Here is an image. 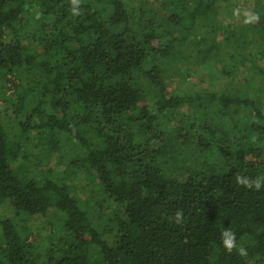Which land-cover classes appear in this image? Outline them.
Returning <instances> with one entry per match:
<instances>
[{
	"label": "trees",
	"instance_id": "trees-1",
	"mask_svg": "<svg viewBox=\"0 0 264 264\" xmlns=\"http://www.w3.org/2000/svg\"><path fill=\"white\" fill-rule=\"evenodd\" d=\"M79 10L0 0V264H264V0Z\"/></svg>",
	"mask_w": 264,
	"mask_h": 264
},
{
	"label": "rangeland",
	"instance_id": "rangeland-1",
	"mask_svg": "<svg viewBox=\"0 0 264 264\" xmlns=\"http://www.w3.org/2000/svg\"><path fill=\"white\" fill-rule=\"evenodd\" d=\"M242 20H240L241 22ZM180 77V73L176 70V73L173 74V82H178V78ZM40 87V85H35L34 86V90H38ZM48 95V93L46 94ZM45 98L47 96H44ZM10 111V110H9ZM56 139L54 137H52V140H51V143L50 142H47L46 140V144L48 146V151L50 152L49 154L52 156V161L50 162L51 166H53V170L55 172H61L63 173L64 170L66 168H69L70 171H78L82 173H86L87 172V163L83 165L82 169L79 170V167L76 166V160H84L85 158V155L83 153V151H75L74 149H71L69 146H65L64 144H59V143H56L55 141ZM33 143L32 145L28 146V148L31 150L34 145H35V141H36V138L33 139ZM34 172L36 173L37 170L35 169ZM42 173V178H44V172H41ZM41 176V175H40ZM47 176V175H46ZM71 180V178H70ZM83 178L80 180H77L78 181V184L81 185L83 183ZM72 182H75V181H72ZM111 222V221H110ZM109 222V223H110ZM20 225V222L18 223ZM18 227V230H19V234L21 236L24 235V232H23V227L21 226H17ZM35 227L39 228L41 227V225H35ZM23 228V229H22ZM107 228H109V226L107 225ZM101 233H103V229L101 228ZM25 231V230H24ZM44 233V231H42ZM84 235L86 237L89 236V232L87 229H85V231H83ZM36 236L35 235H32L31 236V239H35ZM118 254L121 256V258L126 262V258L124 256H122L119 252Z\"/></svg>",
	"mask_w": 264,
	"mask_h": 264
},
{
	"label": "clouds",
	"instance_id": "clouds-1",
	"mask_svg": "<svg viewBox=\"0 0 264 264\" xmlns=\"http://www.w3.org/2000/svg\"><path fill=\"white\" fill-rule=\"evenodd\" d=\"M80 2L81 0H70V3H71V12L72 14L75 16V15H80V10H79V5H80ZM253 19H257V17H253ZM237 179V182L240 183V184H245L246 186L248 187H255L257 190L260 188V181L259 180H256L252 183H249L247 179L245 178H242L240 176H237L236 177ZM182 217H183V213L182 212H177L175 213V216H174V220L176 223H181L182 221ZM222 242H223V245L226 249V251L228 252H231L234 248H236V239H235V234L230 232V231H224L222 233ZM239 254L241 256H244L246 255V250L241 247L239 249Z\"/></svg>",
	"mask_w": 264,
	"mask_h": 264
}]
</instances>
